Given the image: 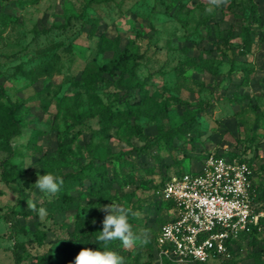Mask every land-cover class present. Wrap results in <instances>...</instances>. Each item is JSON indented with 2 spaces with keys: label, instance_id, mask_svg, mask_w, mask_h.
Masks as SVG:
<instances>
[{
  "label": "rangeland",
  "instance_id": "rangeland-1",
  "mask_svg": "<svg viewBox=\"0 0 264 264\" xmlns=\"http://www.w3.org/2000/svg\"><path fill=\"white\" fill-rule=\"evenodd\" d=\"M248 2L255 5L258 20L251 23L252 43L245 54L221 44L204 54L213 59V73L194 65L186 67L180 78L178 65L187 57H197L204 45L218 37L241 42V24L250 12ZM207 7L208 0H0V85L12 101L20 103L23 124L22 134L12 142L11 162L18 165L19 182L8 186L0 178V264H14L15 243L26 264L35 263L30 255L49 250L52 264H60L67 243L79 252V240H92L102 231L105 213L100 208L112 202L135 213L129 215V223L137 235L149 230L146 245L137 242L126 249L119 240L110 242L111 251L123 256L124 264H221V259L165 263L157 252L154 257L151 254L161 221L172 215L162 202L154 204L152 185L163 177L179 167L195 169L208 154L222 152L247 160L252 157L253 168L264 182V0H234L211 14L205 12ZM82 12L99 17L94 34L80 17ZM68 19L64 28L57 27ZM103 36L118 37L120 47L129 41L137 44L144 55L138 78L160 109L154 117L143 110L139 116L129 115L107 132L96 117L87 116L91 108L116 95V108L135 109L136 105L133 97L113 84L117 76L105 74L107 81L94 86L79 79L92 58L102 63L110 56L111 52L97 53ZM54 53L60 57L56 65L47 71L34 70ZM17 65L27 71L25 75L17 72ZM133 124L140 126L141 134L132 131ZM67 126L70 138L77 135L68 144L70 164H64L63 172L88 161L91 151L98 155L104 150L108 155L121 154L130 163L128 171L135 182L118 189L112 200L84 198L70 203L34 187L37 172L45 174L42 155L55 148L56 130ZM170 128L175 129L170 145L159 137L157 143L144 146L146 137ZM7 155L0 149V161ZM113 164L118 167L116 160ZM29 199L37 209H47L44 220L28 210ZM12 206L17 212L8 213ZM11 222L29 233L14 236ZM34 227L41 238L32 233ZM231 249L229 264H264V224L234 241Z\"/></svg>",
  "mask_w": 264,
  "mask_h": 264
},
{
  "label": "trees",
  "instance_id": "trees-1",
  "mask_svg": "<svg viewBox=\"0 0 264 264\" xmlns=\"http://www.w3.org/2000/svg\"><path fill=\"white\" fill-rule=\"evenodd\" d=\"M233 2L234 0H229L228 5H232ZM247 6L250 9V12L248 17L244 18L241 24V42L235 44L226 38L218 37L214 43H209V46L204 45L202 51L197 57H187L180 63V65H178L177 71L180 78L184 77L183 73L186 67L194 65H200L201 68L213 73V59L206 58L204 54L210 53L213 49H218L221 44L226 45L233 50L238 48L241 54H245L246 50L250 48L252 43L251 23L258 20L257 13L255 11V5L252 2H248ZM0 14L3 15V12ZM80 17H82L83 20L88 23L90 34H94L98 27L99 17L86 12H82ZM68 23L69 19L65 23L57 25V27L64 28ZM105 52H111V54L104 62L98 63L94 57L86 64V66L80 72V81L87 86H94L98 82L107 81L105 74L117 76V78L112 81L113 84L117 88L124 89V93L126 95L133 97L136 108L131 109L128 106L116 108L114 106L115 99L117 100L119 98V96L116 95V97L108 100L106 103H99L98 106L91 108L90 113L87 116L94 118L96 117L102 125L103 131L107 132L112 124L121 122L122 119L129 115L139 116L141 110H143L145 114L149 115L150 117H154L159 114L160 109L157 102L148 95V92L144 87V83L139 80L137 75V68L144 58V55L139 51L137 44L133 41H129L123 47H120L118 37L110 38L103 36L97 43V53ZM59 58L60 57L58 53H54L50 60L42 59L41 63L34 67V70L37 69L47 71L52 65H56L58 63ZM16 70L23 75H25L27 72L21 65H17ZM245 70L248 71L249 69L245 68ZM243 82H248L247 75H245ZM19 110L20 103L12 101L4 90L3 86L0 85V149L8 153V155L0 161V178L8 186L11 184L17 185L19 182L18 165L11 162V158L15 154V149L12 145L13 139L20 136L23 131V124L18 114ZM130 128L135 134L142 133L138 124H133L130 126ZM68 129L69 126H67L62 131L56 130L55 148L50 151V153H45L42 155V163L45 173L51 172L54 175L63 177L64 183L61 186L60 191L54 195L58 200H60L62 203H70L76 200H82L84 198H93V200L96 201L112 200L115 198L118 189L135 182V176L128 171L130 163L127 162L124 157L121 156V154L116 156L108 155V151L104 150L100 151L98 155H96L94 151H91L92 155L88 161L85 163L78 162L74 169L63 172L62 167L64 164H70L71 149L68 144L77 135L74 134L70 138V136L67 134ZM174 133L175 129L170 128L168 131L162 132L158 136L146 137L144 146H150L153 143H157L159 137L163 138L164 142L170 145ZM234 155H237L241 159L247 161L249 166L252 168L255 175L254 184L256 189L259 191L257 199L263 200L264 182L262 181L259 173H256V170L253 168V164L251 163L253 158L250 157V159L247 160L244 156L238 154ZM113 160L118 162V167L113 164ZM183 172L185 171L179 167L174 172V174H182ZM171 175L163 177L159 182L152 185V194L155 198L154 204L156 206H158L159 202H162L164 205H166L168 209L173 205L171 201H167L155 193V190L161 188L164 182ZM24 183L27 185L28 180H25ZM72 190H75L76 194H73ZM14 212H17L16 207L12 206L8 213ZM8 213L5 214L6 218L9 220L7 215ZM22 214H28V211H23ZM166 221L167 219L162 220L161 225ZM263 224L264 220L261 221L260 225ZM10 227L14 236L19 233L28 234L30 231L29 229L25 230L18 228L14 222L10 223ZM257 231L258 229L255 227L250 233L243 234L234 241H237L244 236L251 235ZM32 233L38 238H41L42 236V233L37 227L32 229ZM157 233H155L151 243V254L153 257L156 253L155 238ZM96 237L97 235L95 234L92 240L90 238L79 240L82 248L104 250V245L102 243L99 244V242L96 240ZM108 248L110 250L113 249L111 243L108 244ZM78 253L79 252L75 250V247L72 244L70 245V243H67L62 248V261L60 264H74V259ZM12 257L14 264H26L24 263V256L20 251L17 250V243H15L12 248ZM29 257L31 260L35 261L34 264H52L53 262V255L50 250L41 255H30ZM229 260H222L221 264H229ZM163 261L165 263L172 262L167 258H164Z\"/></svg>",
  "mask_w": 264,
  "mask_h": 264
},
{
  "label": "built area",
  "instance_id": "built-area-1",
  "mask_svg": "<svg viewBox=\"0 0 264 264\" xmlns=\"http://www.w3.org/2000/svg\"><path fill=\"white\" fill-rule=\"evenodd\" d=\"M255 175L247 161L210 153L195 169L171 175L155 190L171 201L172 215L155 238L160 259L206 262L230 259V245L264 220Z\"/></svg>",
  "mask_w": 264,
  "mask_h": 264
},
{
  "label": "clouds",
  "instance_id": "clouds-1",
  "mask_svg": "<svg viewBox=\"0 0 264 264\" xmlns=\"http://www.w3.org/2000/svg\"><path fill=\"white\" fill-rule=\"evenodd\" d=\"M228 2L229 0H208L209 7L205 9V12L211 14L214 9L225 6ZM36 175L37 179L33 186L49 195L58 193L64 183L62 176L54 175L51 172L44 175L37 172ZM27 208L30 211L37 212L41 220H44L48 214L47 209L44 207L37 209V204L31 199L27 200ZM97 208H100V206ZM100 210L105 213V216L102 220V231H98L99 234L96 240L99 244L104 245V250L82 248L76 255L74 264H124L123 256L115 251L107 250L110 242L119 240L126 249L133 247L137 242L140 245L150 243L149 230H144L143 235H137L132 230L129 215H135V213H131L130 209L112 202L104 205ZM93 224H95V220H93Z\"/></svg>",
  "mask_w": 264,
  "mask_h": 264
}]
</instances>
